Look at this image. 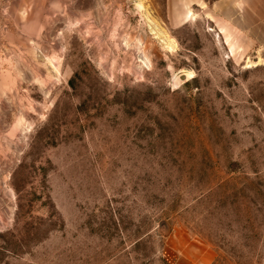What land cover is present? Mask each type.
I'll use <instances>...</instances> for the list:
<instances>
[{"label": "rangeland", "instance_id": "374dc122", "mask_svg": "<svg viewBox=\"0 0 264 264\" xmlns=\"http://www.w3.org/2000/svg\"><path fill=\"white\" fill-rule=\"evenodd\" d=\"M183 247L264 264V0H0V264Z\"/></svg>", "mask_w": 264, "mask_h": 264}, {"label": "crops", "instance_id": "0c3cea01", "mask_svg": "<svg viewBox=\"0 0 264 264\" xmlns=\"http://www.w3.org/2000/svg\"><path fill=\"white\" fill-rule=\"evenodd\" d=\"M199 251L202 252L203 248H199ZM179 253H180V257L177 260V263L182 262L184 264H206L208 261V258H206V255L203 256V252H202V256L196 257L195 255H192L189 252H187L185 248L183 247L179 249Z\"/></svg>", "mask_w": 264, "mask_h": 264}, {"label": "bare ground", "instance_id": "6f19581e", "mask_svg": "<svg viewBox=\"0 0 264 264\" xmlns=\"http://www.w3.org/2000/svg\"><path fill=\"white\" fill-rule=\"evenodd\" d=\"M192 16L190 13L187 14V17ZM148 25L150 27V33L156 38L158 39V41L162 44V46H168V42L165 38V34L164 31L157 25V23L151 19L148 15L146 16ZM189 77V74L188 76ZM191 77V76H190Z\"/></svg>", "mask_w": 264, "mask_h": 264}, {"label": "water", "instance_id": "95a60500", "mask_svg": "<svg viewBox=\"0 0 264 264\" xmlns=\"http://www.w3.org/2000/svg\"><path fill=\"white\" fill-rule=\"evenodd\" d=\"M181 77H183V75H181Z\"/></svg>", "mask_w": 264, "mask_h": 264}]
</instances>
